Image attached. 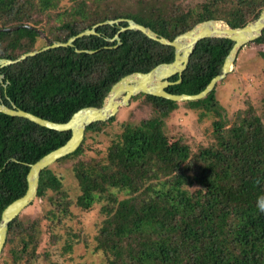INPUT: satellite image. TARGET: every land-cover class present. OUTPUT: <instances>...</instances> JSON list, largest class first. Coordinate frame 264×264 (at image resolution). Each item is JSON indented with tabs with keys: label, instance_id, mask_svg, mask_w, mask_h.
I'll return each mask as SVG.
<instances>
[{
	"label": "trees",
	"instance_id": "trees-1",
	"mask_svg": "<svg viewBox=\"0 0 264 264\" xmlns=\"http://www.w3.org/2000/svg\"><path fill=\"white\" fill-rule=\"evenodd\" d=\"M185 1L0 0V58L16 59L41 49L47 44L37 46L41 31L50 41L66 42L105 20L131 18L174 39L208 19L243 26L264 9V0H202L194 5ZM127 25L126 21L100 25L97 34L76 39L74 46L50 48L0 68L1 98L8 105L13 102L43 118L65 122L82 107L101 106L112 85L126 74L174 59L172 46L141 31L121 32L119 44L107 39ZM15 26L20 27L2 30ZM252 42L262 46L264 57V32ZM233 44L227 38L198 42L182 81L167 90L202 91L221 73ZM222 82L201 99L183 101L198 113L195 129L211 120L212 144L192 153L191 135L165 130L166 119L181 101L141 93L153 116L123 124L121 139L107 152L72 164L68 173L78 183L77 204L88 208L99 199L109 203L103 207L106 219L95 247L106 255L105 264H264V213L256 207L257 196L264 195V121L252 114L250 105L228 126L217 94ZM114 118L91 124L85 136ZM70 136L71 131L0 112V220L5 207L25 194L29 165ZM84 140L56 162L78 156ZM52 165L41 172L36 198L61 188L62 179ZM111 189L123 191L124 197L109 202ZM41 233L38 220L27 222L19 215L10 222L5 246H10L14 264L35 260Z\"/></svg>",
	"mask_w": 264,
	"mask_h": 264
},
{
	"label": "rangeland",
	"instance_id": "rangeland-1",
	"mask_svg": "<svg viewBox=\"0 0 264 264\" xmlns=\"http://www.w3.org/2000/svg\"><path fill=\"white\" fill-rule=\"evenodd\" d=\"M201 1L186 0L185 3L194 5ZM45 37L47 38L41 31L37 46L47 43ZM261 50L262 46L253 42L243 46L237 54L233 70L218 86L217 94L225 106L228 126L233 124L240 110L250 105L254 107L252 114L259 115L264 121V57L260 54ZM140 95L134 96L128 105L120 107L114 116L116 118L99 132L90 131L85 136L83 151L78 156L53 163L52 171L62 179L60 190H48V197L36 198L20 213V217L27 218V222L38 220L42 228L38 254L31 264H105L107 262L106 255L102 251H96L95 247L96 236L106 219L103 207L108 201L99 199L88 208L79 206L76 202L80 194L78 183L73 174L70 175L68 171L79 159L89 158L90 160L94 156H101L107 152L113 141L121 139L123 124L128 122L135 124L134 120L139 121L153 116V108L147 107L144 104V97ZM178 103V107L166 119V132L191 135L193 141L189 144L192 153L198 151L201 146L212 144L213 132L208 125V123L211 124V120H208L203 128L195 129L193 125H197L198 113L191 112L183 101ZM124 195L123 191L111 189L108 200L117 202ZM9 248L10 246H4L0 255V264H14L8 253ZM28 263L20 262L19 264Z\"/></svg>",
	"mask_w": 264,
	"mask_h": 264
},
{
	"label": "water",
	"instance_id": "water-1",
	"mask_svg": "<svg viewBox=\"0 0 264 264\" xmlns=\"http://www.w3.org/2000/svg\"><path fill=\"white\" fill-rule=\"evenodd\" d=\"M121 21H126L127 26L122 27L114 38H107L112 41L116 39L118 44L121 43L120 33L126 30L141 31L149 38L158 41L164 45H169L174 48V59L169 62H162L154 66L148 71H135L126 74L114 83L104 98L101 106H86L76 111L69 120L65 122H57L43 118L27 110L18 108L15 103L11 105L5 103L0 94V112L27 118L41 126L58 130L71 131V136L67 142L60 147L48 152L36 162L29 165L27 173V189L24 195L12 201L5 207L0 220V255L6 244L9 224L36 198L40 185L41 172L52 165L59 159L66 157L75 152L82 144L87 127L98 121H107L114 117L120 107L128 105L131 99L141 93L158 96L173 101L197 100L205 97L216 86L217 82L224 79L229 72L233 70L234 62L237 58L239 50L247 43L254 41L262 36L264 32V9L260 15L243 26L233 27L227 21L222 19H208L196 23L189 30L178 34L174 39H169L154 31L151 27L138 23L131 18L108 19L104 22L95 24L92 28L70 37L66 42L60 40L50 41L41 49H35L22 54L16 59L0 58V68L15 64L26 59L29 56H34L42 51L60 46H74L76 39L86 35L97 34L96 28L104 24H119ZM20 26L12 28H3L2 30H13ZM207 38H227L231 39L234 44L230 52L226 56L221 73L214 76L208 85L200 92L195 94L174 93L167 88L182 81L183 73L187 69L191 55L198 42ZM76 51H86L89 53L94 50H81L76 48ZM178 75L179 79L171 81V77ZM3 74L0 73L2 82Z\"/></svg>",
	"mask_w": 264,
	"mask_h": 264
},
{
	"label": "clouds",
	"instance_id": "clouds-1",
	"mask_svg": "<svg viewBox=\"0 0 264 264\" xmlns=\"http://www.w3.org/2000/svg\"><path fill=\"white\" fill-rule=\"evenodd\" d=\"M256 184L259 185L260 181L257 180ZM256 207L260 213H264V195H258L256 199Z\"/></svg>",
	"mask_w": 264,
	"mask_h": 264
},
{
	"label": "flooded vegetation",
	"instance_id": "flooded-vegetation-1",
	"mask_svg": "<svg viewBox=\"0 0 264 264\" xmlns=\"http://www.w3.org/2000/svg\"><path fill=\"white\" fill-rule=\"evenodd\" d=\"M3 78H4V76H3ZM3 78H2V80H3ZM178 79H179V78H178ZM178 79H177V80H178ZM0 82H1V80H0ZM1 83H2V82H1Z\"/></svg>",
	"mask_w": 264,
	"mask_h": 264
}]
</instances>
